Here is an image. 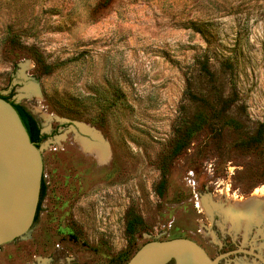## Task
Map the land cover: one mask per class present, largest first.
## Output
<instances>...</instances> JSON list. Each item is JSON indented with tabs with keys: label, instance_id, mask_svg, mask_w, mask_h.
<instances>
[{
	"label": "rangeland",
	"instance_id": "rangeland-1",
	"mask_svg": "<svg viewBox=\"0 0 264 264\" xmlns=\"http://www.w3.org/2000/svg\"><path fill=\"white\" fill-rule=\"evenodd\" d=\"M0 97L66 174L30 264H264V0H0Z\"/></svg>",
	"mask_w": 264,
	"mask_h": 264
},
{
	"label": "water",
	"instance_id": "water-1",
	"mask_svg": "<svg viewBox=\"0 0 264 264\" xmlns=\"http://www.w3.org/2000/svg\"><path fill=\"white\" fill-rule=\"evenodd\" d=\"M43 175L47 193L35 222ZM65 175L43 158L17 111L0 98V264H30ZM171 261L220 264L187 239L148 243L129 264Z\"/></svg>",
	"mask_w": 264,
	"mask_h": 264
},
{
	"label": "trees",
	"instance_id": "trees-1",
	"mask_svg": "<svg viewBox=\"0 0 264 264\" xmlns=\"http://www.w3.org/2000/svg\"><path fill=\"white\" fill-rule=\"evenodd\" d=\"M107 1H111V0H107ZM1 99L5 100V101H8L13 107L14 109L17 111V113L19 114L29 136H30V139H31V142L37 147L39 148V145L42 141H44L46 139V137L44 136L43 138L39 139L38 138V130L35 126V124H32L31 123H27L26 121V116L29 115L25 108L21 105H17V104H14L12 102L9 101V97H0ZM27 117H30V116H27ZM34 123V122H33ZM42 192H43V184H42V188H41V196H40V202H39V205H38V210H37V214H36V218H35V222H37L38 220V216H39V213H40V208H41V203H42ZM134 226V224H133ZM115 263L117 264H125V253L123 255H120L116 260H115Z\"/></svg>",
	"mask_w": 264,
	"mask_h": 264
},
{
	"label": "bare ground",
	"instance_id": "bare-ground-1",
	"mask_svg": "<svg viewBox=\"0 0 264 264\" xmlns=\"http://www.w3.org/2000/svg\"><path fill=\"white\" fill-rule=\"evenodd\" d=\"M83 131L87 134L92 135L93 138L95 140H97V142L96 143H89L88 141H86L84 139H80V141H81L80 144L83 143L84 149H87L90 152L94 153L96 155L97 160L102 162L105 158V152H106V148H107L106 145L103 143V140H101V137L97 133L95 134L94 131H92L86 127L83 129ZM246 210H247V208H246ZM232 215L239 221L240 226L246 225L247 222L249 221V219L251 218V217H247V216L241 217L235 213H232Z\"/></svg>",
	"mask_w": 264,
	"mask_h": 264
},
{
	"label": "flooded vegetation",
	"instance_id": "flooded-vegetation-1",
	"mask_svg": "<svg viewBox=\"0 0 264 264\" xmlns=\"http://www.w3.org/2000/svg\"><path fill=\"white\" fill-rule=\"evenodd\" d=\"M9 101L12 102V103H14V104L21 105V104L16 103V102H15L13 99H11V98H9ZM21 106H23V105H21ZM23 107H24V106H23ZM24 108H25L26 112L29 114V115H27V116H30V117H27V116L25 117L27 123L30 124V123L32 122L31 125H32V124H35V126H36V128H37V130H38V138H39V139L43 138L45 135H44V133H43V130H42L41 124L38 122V120L32 115V113H31L26 107H24ZM33 122H34V123H33ZM42 142H43V141H42ZM42 142L40 143L39 148H40ZM42 184H43V192H42V201H43L44 198L46 197V193H47V185H46V182H45V179H44V175H43ZM41 188H42V186H41ZM40 196H41V193H40ZM39 202H40V201H39ZM41 205H42V203H41ZM34 223H35V222H34Z\"/></svg>",
	"mask_w": 264,
	"mask_h": 264
},
{
	"label": "built area",
	"instance_id": "built-area-1",
	"mask_svg": "<svg viewBox=\"0 0 264 264\" xmlns=\"http://www.w3.org/2000/svg\"><path fill=\"white\" fill-rule=\"evenodd\" d=\"M242 243L245 244L246 240L244 239L242 242H239V244H241V245H242Z\"/></svg>",
	"mask_w": 264,
	"mask_h": 264
}]
</instances>
